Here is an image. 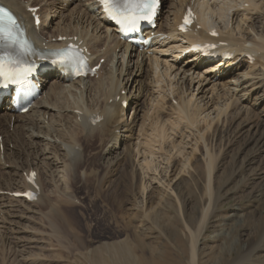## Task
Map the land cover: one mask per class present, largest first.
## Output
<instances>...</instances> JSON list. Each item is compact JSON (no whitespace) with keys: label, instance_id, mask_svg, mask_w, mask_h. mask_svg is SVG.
Here are the masks:
<instances>
[{"label":"bare ground","instance_id":"1","mask_svg":"<svg viewBox=\"0 0 264 264\" xmlns=\"http://www.w3.org/2000/svg\"><path fill=\"white\" fill-rule=\"evenodd\" d=\"M162 3L156 32L174 31L189 11L198 15L196 24L200 28L188 35H172L157 42L153 49L140 50L120 40L117 26L109 23L96 0H0L19 16L38 47L81 43L88 48L92 64H101L98 76L75 81L51 67L41 77L42 96L24 114L16 113L8 100L0 104V127L7 141V148L0 143V240L10 236L9 243L18 247L19 262L34 264L31 254L28 257L25 252L37 240L26 236L32 231L27 225L21 226V221L30 222L34 214H41L38 208L42 203L52 206L46 193L56 184L60 192L57 182L63 181L65 190L70 188L66 183L70 174L83 180L93 173L83 164L82 142L91 145L97 141L105 146V154L109 155L105 161L117 171L108 180L109 187L112 184L111 188L117 190L124 172L120 173L121 167L130 169L131 175L125 173L127 177L121 184L124 188L120 190L133 195L135 213H123V223L139 218L141 224L148 222L163 228L162 232L170 230L165 238L175 243L183 235L188 248L179 251L177 261L181 263L185 257V264H201L198 241L222 199L215 171L225 151L216 150L214 139L226 130L233 131L229 143V147H237L232 154L233 177L254 163L264 164V0ZM29 8L37 9L40 25H36ZM213 33L218 37L210 36ZM190 35L223 42L221 47L232 57L205 61L199 55H186ZM242 104L250 106L249 116L233 130L232 122L238 116H232V111ZM129 108L135 114L132 122L127 119ZM16 142H31L33 154L22 153ZM5 165L12 169L5 171ZM192 170L200 174L202 170L205 175L203 186L195 183V188L205 192L200 193L206 200L197 202L203 203L200 216H186L185 192L172 184L181 175L194 178ZM259 175L264 178V165ZM155 189L160 195L155 197L157 202L151 192ZM189 189L191 185L185 190L187 195ZM27 190L36 191V199L17 196ZM173 199L179 214L173 217L175 221L168 215L169 209H174L173 203L164 204V200ZM74 202V198L69 201ZM159 206L166 209L165 214L156 211ZM168 223L176 225L170 229ZM197 223L200 228L194 230ZM136 238L141 239L140 235Z\"/></svg>","mask_w":264,"mask_h":264},{"label":"rangeland","instance_id":"2","mask_svg":"<svg viewBox=\"0 0 264 264\" xmlns=\"http://www.w3.org/2000/svg\"><path fill=\"white\" fill-rule=\"evenodd\" d=\"M143 79H146L145 75H143ZM247 107L250 106L242 104L239 108L232 111V116H238L232 122L233 130L248 118ZM129 110L127 119L129 122H132L135 114L131 108ZM13 120H15V116ZM5 126L7 127V124ZM0 130L2 135V137L0 135V143L3 142L7 148L4 131L1 127ZM11 130H13V127ZM232 133L233 131L228 130L227 132L226 130L219 135L218 139H214L216 150H220L222 153L225 151L224 159L218 164L215 171L221 187L220 197L222 199L219 198V206L213 211V216L198 241L200 263L264 264V178H261L259 175L260 168L264 164L262 162L261 164L259 162L254 163L249 167L250 169H246L240 176L233 177V172H231V170L233 171V166L231 167L233 164L232 154L236 152L237 147H229V143L232 142ZM82 143L85 150L82 158L85 162L83 164L95 172L93 171V173L84 177V179L82 178L83 180L69 173L70 175H68L71 177L67 178L66 183L68 182L69 185H67L70 188H65V190L64 188L62 189L63 181H55V183L59 184L58 187L60 186L58 188L60 192L56 191V184L53 191L51 187L49 188L50 191L47 190L46 193L47 196L49 195L48 199L52 202V206L54 204V208H50L52 207L50 205L44 206V203H42V205L40 204L41 208H38L42 210L40 211V213L42 212L41 214H34V218H31L30 222L21 221V226L23 224V227L27 225L32 231V233L26 236L32 237L34 240L37 239L35 240V246L32 247L33 249H26L30 252H25L28 257L31 254L30 258H32V261L34 260V264H130L132 263L131 261L134 264H185V257H182L183 261L181 260V263L177 261V258L181 256L180 252H184L188 248V241L186 238H183V235H181L182 240L179 243H175L170 238L169 240L165 238L167 236L166 232L170 230L162 232L160 230L163 228L158 227V230L156 226L148 222L141 224L139 218L132 219L130 223H123L122 214H133L134 211L135 199L132 197L133 195H129V193L125 192V189L120 190L121 184H123L125 178L128 176L127 172L130 174V169H127L125 166L121 167L120 173L124 172L120 174V179L122 178V180L118 179L120 181V187L116 188L118 191L111 188L112 184L109 187V183L107 182L113 179V175L117 171L109 168V165L105 161L106 156H109L105 154V146L103 144H100L103 145L100 146L97 141H94L91 145L85 142ZM16 144L18 145L16 148L20 149L22 153L31 152V142H16ZM12 146L10 147L12 148ZM2 148L3 145L1 146V150ZM30 154L33 153L31 152ZM7 161L9 160L7 159ZM5 166V171L12 169L9 165ZM198 166L196 165L195 167ZM191 172L193 175L195 173L194 178L188 174L181 175L176 178L177 180L174 179L175 181L172 184L175 188L178 186V188H182L185 192L184 195L188 199V206H186L185 211L186 216H200L203 203L197 202H200L203 198L205 199V194L200 193L201 191L205 192L203 189L195 188V186L199 183L203 186L205 175L202 170V175L200 172H195V170ZM125 173L126 177L124 176ZM72 177L75 178V181ZM189 185H191V189H189L187 195L185 190ZM44 190L46 189L44 188ZM62 190L65 192L68 190L69 192L65 193ZM151 192H154L152 196H154V200L157 202L160 196L159 189ZM155 197L158 198L156 199ZM68 198L70 200L74 198L75 202L70 204ZM65 200L67 201L64 202ZM173 200H164V204L171 205L173 203L174 209L172 210L171 208L167 211L172 221H175L173 217L175 215L179 216V214L178 209L175 207L176 201ZM53 209L55 210L53 211ZM165 210L160 206L156 208V211L160 215L165 214ZM46 211L47 214H45ZM6 217L8 220L10 219L8 215ZM21 219L23 220L24 218ZM168 224H170V229L176 225ZM198 224L200 223L194 226V230L198 229L196 228L199 226ZM178 225L180 228L183 227L182 224ZM136 235H140L141 239L136 238ZM8 236L5 235V238L3 237L5 240H0V264H27L25 261L19 262L17 255L18 247L9 243L10 236ZM119 245L121 247H118ZM104 259H107L108 263Z\"/></svg>","mask_w":264,"mask_h":264},{"label":"snow or ice","instance_id":"3","mask_svg":"<svg viewBox=\"0 0 264 264\" xmlns=\"http://www.w3.org/2000/svg\"><path fill=\"white\" fill-rule=\"evenodd\" d=\"M99 2L114 19H118L121 23L132 27H134L137 20L146 19L151 14L155 4V0H99ZM188 23H190V20L186 17L185 24ZM8 48H14L17 55L13 56L5 51L3 56H0V77L26 81V77L31 73L32 68L31 66H23L19 57L30 52L29 43L23 38V29L15 16L4 6H0V50ZM54 56V63L67 66L76 64L71 49L56 50ZM6 59L11 64H6ZM79 64L82 68L83 61H80ZM11 65H20V67L13 68ZM77 74L83 73L78 69Z\"/></svg>","mask_w":264,"mask_h":264}]
</instances>
